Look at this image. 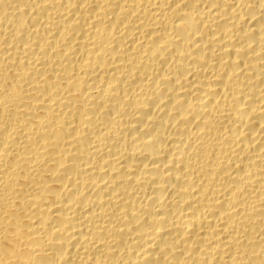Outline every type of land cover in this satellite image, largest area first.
Masks as SVG:
<instances>
[{
	"label": "bare ground",
	"instance_id": "bare-ground-1",
	"mask_svg": "<svg viewBox=\"0 0 264 264\" xmlns=\"http://www.w3.org/2000/svg\"><path fill=\"white\" fill-rule=\"evenodd\" d=\"M0 264H264V0H0Z\"/></svg>",
	"mask_w": 264,
	"mask_h": 264
}]
</instances>
